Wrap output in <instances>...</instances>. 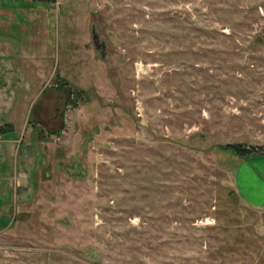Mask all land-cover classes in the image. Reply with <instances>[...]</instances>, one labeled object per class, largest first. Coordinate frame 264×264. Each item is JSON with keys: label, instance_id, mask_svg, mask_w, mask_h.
I'll list each match as a JSON object with an SVG mask.
<instances>
[{"label": "rangeland", "instance_id": "obj_1", "mask_svg": "<svg viewBox=\"0 0 264 264\" xmlns=\"http://www.w3.org/2000/svg\"><path fill=\"white\" fill-rule=\"evenodd\" d=\"M227 143L264 147V0H0V264H264Z\"/></svg>", "mask_w": 264, "mask_h": 264}, {"label": "trees", "instance_id": "obj_2", "mask_svg": "<svg viewBox=\"0 0 264 264\" xmlns=\"http://www.w3.org/2000/svg\"><path fill=\"white\" fill-rule=\"evenodd\" d=\"M39 2H54V0H34ZM224 149L231 150L236 155L245 157L250 154L257 153L260 150L264 151L263 146H251V147H245L241 144H234V143H227L223 146Z\"/></svg>", "mask_w": 264, "mask_h": 264}, {"label": "flooded vegetation", "instance_id": "obj_3", "mask_svg": "<svg viewBox=\"0 0 264 264\" xmlns=\"http://www.w3.org/2000/svg\"><path fill=\"white\" fill-rule=\"evenodd\" d=\"M76 168L78 169V168H79V166H77V165H76Z\"/></svg>", "mask_w": 264, "mask_h": 264}, {"label": "crops", "instance_id": "obj_4", "mask_svg": "<svg viewBox=\"0 0 264 264\" xmlns=\"http://www.w3.org/2000/svg\"><path fill=\"white\" fill-rule=\"evenodd\" d=\"M253 203L257 204L255 201H253Z\"/></svg>", "mask_w": 264, "mask_h": 264}]
</instances>
